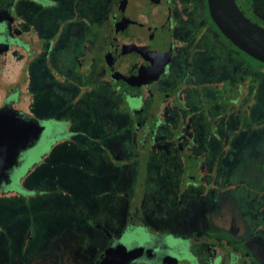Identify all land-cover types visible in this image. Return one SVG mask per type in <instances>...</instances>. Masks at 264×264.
<instances>
[{
    "label": "flooded vegetation",
    "instance_id": "1",
    "mask_svg": "<svg viewBox=\"0 0 264 264\" xmlns=\"http://www.w3.org/2000/svg\"><path fill=\"white\" fill-rule=\"evenodd\" d=\"M236 3L264 28V0ZM0 82L5 105L44 127L0 185V264H99L123 245L146 249L130 264H264V178L240 175L264 125V64L219 31L207 0H0ZM38 99L49 118L33 116ZM97 118L108 126L95 135ZM67 141L102 152L89 164L98 201L79 199L67 228L41 242L48 213L36 204L52 168L29 152ZM228 148L236 155L223 158ZM40 169V187L26 185ZM49 245L73 254L46 258Z\"/></svg>",
    "mask_w": 264,
    "mask_h": 264
},
{
    "label": "rangeland",
    "instance_id": "2",
    "mask_svg": "<svg viewBox=\"0 0 264 264\" xmlns=\"http://www.w3.org/2000/svg\"><path fill=\"white\" fill-rule=\"evenodd\" d=\"M3 85V84H2ZM47 103V102H46ZM46 103H43L41 99L36 100L33 104V116L39 120H44L46 118H49L50 114L47 110L44 109V106ZM104 108L102 104L96 103L95 107V114L99 116L100 109ZM254 114L256 117H258L259 120H256L257 124L259 125L260 122L264 121V93L261 96V99L254 109ZM65 115V114H64ZM62 118V117H61ZM96 124L92 131L96 135L100 132V129L103 127V123L99 122V119L97 118ZM87 124V122H84ZM90 125V123H89ZM108 123L106 122L104 127H107ZM90 127H92L90 125ZM103 127V128H104ZM254 127H249V130H252ZM261 128V129H260ZM259 129H256L250 133V138L252 140H256L253 142V144H250L251 147L246 149L244 151L246 160L249 161V163H246L249 165V169L246 168V171L241 172L240 175H247L250 176L252 179H255V181L258 178H264V172L257 173L256 169L259 165L264 166V161H261L260 159H257L254 155L255 151L261 150L264 152V125L261 124ZM82 136L76 135V137L73 140H81ZM82 144L85 145V139H82ZM233 149L228 148L224 149L222 151L223 158H230L233 154L236 155V151H232ZM98 153L99 155H102V152L97 151V148L90 149L88 147L85 148V146H76L72 144L71 142L67 141L65 143H61L58 145H54L53 147H40L38 149L33 150L29 152V158H31L33 161L30 163H50L49 165L52 168V171L50 172V183H48V186L46 187L51 193L44 194V200L41 201V204L37 206H41L46 209V213H48V217L46 220H43L44 224L42 227L41 233L39 231H36V236L42 240L43 237L46 236V239L49 238V236L54 232V230H59L60 228H63V231L65 228H67L68 223L72 221L73 212L74 209H80L79 204H76L79 199L80 201H84L87 203L88 206H93L97 201V197H93V190H98V187L101 182L97 181L96 179L93 180L94 174L93 172L89 171V164L93 163L92 154ZM104 153V152H103ZM243 153V154H244ZM25 155V154H24ZM22 156L21 160L29 159L26 156ZM106 156L104 153V157L106 160ZM243 156V155H242ZM241 156V157H242ZM44 157V159H42ZM240 157V156H239ZM27 158V159H26ZM102 159V158H101ZM108 159V157H107ZM261 161L262 163H260ZM99 163H103V160ZM44 170L40 169L35 172L33 177L28 180L26 185H30L32 187L38 188L40 187L39 183V176L44 175ZM118 175V184L123 183ZM112 197V196H110ZM99 198V197H98ZM115 199V198H114ZM113 198L108 201H115ZM45 201V203H44ZM40 202V201H39ZM235 200L234 198H230L229 204L223 205L220 208L219 211V223L223 225H229L231 222V218H234L235 215L232 213L234 208ZM77 210V211H78ZM76 212V211H75ZM112 216H104V218L109 219V222L112 224L113 216L114 214H111ZM116 222H117V218ZM23 220L20 222H16L13 225V232L15 233L16 240H21L22 238V231L24 227ZM62 230H59L60 232ZM69 232V231H68ZM64 232H61L63 234ZM25 234H23V237ZM17 242V241H16ZM37 247L40 246V243L38 242ZM49 250V251H48ZM61 250V251H60ZM60 250L55 251V247H52V245H49L47 248V252L45 253L46 258L54 257L55 260H60L61 258H65L67 256H71L73 254V247L71 246H64ZM53 260V259H52Z\"/></svg>",
    "mask_w": 264,
    "mask_h": 264
},
{
    "label": "water",
    "instance_id": "3",
    "mask_svg": "<svg viewBox=\"0 0 264 264\" xmlns=\"http://www.w3.org/2000/svg\"><path fill=\"white\" fill-rule=\"evenodd\" d=\"M210 16L219 31L239 50L264 64V28L252 22L241 11L236 0H207ZM10 92L0 82V185L32 141L39 139L44 127L36 119H25L9 108ZM146 249L106 250L99 264H130L144 256Z\"/></svg>",
    "mask_w": 264,
    "mask_h": 264
}]
</instances>
